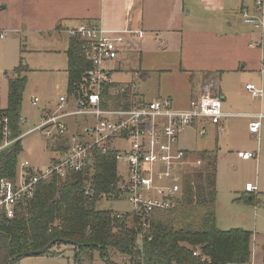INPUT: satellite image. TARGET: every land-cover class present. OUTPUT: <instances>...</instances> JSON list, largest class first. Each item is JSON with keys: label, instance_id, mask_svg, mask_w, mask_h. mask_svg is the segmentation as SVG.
I'll return each instance as SVG.
<instances>
[{"label": "trees", "instance_id": "obj_1", "mask_svg": "<svg viewBox=\"0 0 264 264\" xmlns=\"http://www.w3.org/2000/svg\"><path fill=\"white\" fill-rule=\"evenodd\" d=\"M83 48L80 41L69 39L65 51L69 94L81 90L91 68ZM27 70L20 59L14 78L7 80V102L0 110V119H6L11 144L0 151V180L15 179L22 153L20 115L26 85L23 74ZM108 91L105 89L104 94L111 104L103 103V108L127 109L135 101L129 88L115 97L107 96ZM192 155L201 165L184 170L174 205L149 216L97 209L99 201L120 199L113 153L95 152L91 169L70 173L63 179L52 176L42 180L35 186L33 197L15 207L12 219L0 215V264L41 250L54 240L61 242L44 255L55 257V249L65 245L73 251L74 264H92L95 252L106 264H252V233L242 229L222 231L216 225V155ZM87 184H91V196L85 194ZM253 200L252 195L247 197L249 203ZM19 260L14 259L12 264Z\"/></svg>", "mask_w": 264, "mask_h": 264}, {"label": "built area", "instance_id": "obj_2", "mask_svg": "<svg viewBox=\"0 0 264 264\" xmlns=\"http://www.w3.org/2000/svg\"><path fill=\"white\" fill-rule=\"evenodd\" d=\"M255 6L262 10L263 0H255ZM244 24L254 29L262 28L260 19L242 14ZM69 39L83 44L86 59L91 68L86 72L81 90L61 96L46 110L43 123L35 129L47 139H54L60 149L45 169H34L29 162L18 163L13 181L0 180V215L10 220L15 207L33 197L35 186L49 177L61 179L70 173H80L92 168L95 152L101 155L115 154V160L126 167L125 177L117 174L119 198L130 203L131 215L149 216L157 210L172 207L181 192L183 172L197 168L201 161L176 147L179 135L196 121L218 126L222 131L220 119V100L210 93L212 85L204 86L200 96L192 98L186 109L174 108L169 98H157L147 103L135 102L130 108H103L108 103L104 94L115 97L126 89L114 85L105 65L120 56L123 44L129 36L144 38L143 32L114 33L93 22L81 23L66 28ZM1 34L0 38H4ZM253 48L257 44L250 45ZM260 72H264V64ZM253 102L262 100L264 89L252 84L245 86ZM37 98L31 105H39ZM109 105V103L107 104ZM248 131L259 140L262 114L252 115ZM2 144L0 151L11 142L6 119H0ZM203 134V129L200 130ZM243 160L254 159L257 153L239 152ZM91 184L85 186V194L93 195ZM246 192H258L257 186L248 184ZM119 199V200H120ZM119 217V216H117Z\"/></svg>", "mask_w": 264, "mask_h": 264}, {"label": "rangeland", "instance_id": "obj_3", "mask_svg": "<svg viewBox=\"0 0 264 264\" xmlns=\"http://www.w3.org/2000/svg\"><path fill=\"white\" fill-rule=\"evenodd\" d=\"M25 14L22 15L24 17ZM18 8H5L0 10V20L15 21L20 18ZM192 28L205 27L195 18H192ZM242 24V23H241ZM247 30L250 27L242 25ZM2 32L6 34L4 40H0V109L6 106L8 79L14 78L13 71L23 61L26 85L22 95L20 130L22 133V153L18 161H27L31 167L45 169L53 158L59 156L54 139H47L42 132L35 130L41 125L46 110H51L53 103L59 97L69 95L67 76L63 70L66 67V58L63 50L67 46L68 36L57 31H41L40 33L29 28L26 23L18 29L6 28ZM253 42H258L256 47L264 51V34L258 31L253 32ZM156 42L150 38L139 42L136 40L125 41L124 51L128 52L122 59L117 61L121 72H113V82L120 88H129L130 94L137 95L139 100L151 101L158 97L172 95V99L184 93L189 76L175 71L179 68L178 53L180 52V41H168L161 36ZM253 39H256L255 41ZM231 45L221 42L215 45L213 55L222 56L227 65H231V59L245 54L251 56L246 60L255 58L251 49L245 46L238 50H232ZM256 62L240 63L245 65L246 72H226L221 82L215 83L219 86L225 101L222 103V112L232 116L226 123L225 134L221 136L196 135L190 129H185L178 137V147L187 151H199L212 149L217 153V183L215 184L217 200L215 207L216 225L219 230L242 229L251 232L252 237V264H264V120L260 128V148L263 154L261 164L256 167L255 161L242 162L237 158V152H253L257 149V143L253 136L247 135V128L240 124L244 115L261 112L264 119V99L261 104L254 103L245 86L252 84L257 88L264 89V74L249 69ZM110 63L105 66L108 68ZM114 66V65H113ZM261 66V65H260ZM174 68V69H173ZM141 70V71H139ZM163 70H168L164 72ZM142 71H149L148 78ZM214 77H209L203 83L204 86L212 85L210 93L214 90ZM219 84V85H218ZM175 97V98H174ZM37 98L39 105L33 107L31 99ZM108 101V100H107ZM109 105L111 104L108 101ZM232 120V121H231ZM234 120V121H233ZM117 170L125 177L126 167L118 163ZM257 186L258 192L253 196V202L249 203L246 193L247 185ZM129 202L120 200H102L97 203L98 210H108L120 214L131 212ZM65 245L60 246V248ZM56 250V249H55ZM57 251V250H56ZM114 262L119 263L117 258ZM92 264H106L95 252Z\"/></svg>", "mask_w": 264, "mask_h": 264}, {"label": "crops", "instance_id": "obj_4", "mask_svg": "<svg viewBox=\"0 0 264 264\" xmlns=\"http://www.w3.org/2000/svg\"><path fill=\"white\" fill-rule=\"evenodd\" d=\"M2 6H5L7 9L10 7L18 8L21 17L15 21H10L8 19L0 20V35L5 34L2 32L4 29L13 28V25L20 29L24 23L38 33L47 30L51 32L57 31L58 34H62L66 28L76 27L81 23L93 22L102 26L105 30L114 33L128 31H141L144 33V38L142 39H138L135 36H128L125 41L129 42L132 40L143 42L149 38L156 42L162 38L161 36L172 42L178 39L180 41V52L178 53L179 68L173 69L189 76V81L184 93H181V95L176 98L174 97L176 102L173 101L172 95H167V97L164 98H169L174 108L180 110L186 109L192 98L201 95L203 83L206 79L214 77L213 95L217 96L220 100V110L222 113L220 125L223 130L219 131L216 125L210 123L204 124L201 121H196L186 129L192 130L199 136L204 137L208 133L210 136H221L225 134L226 123L230 118L232 119L229 113L222 112V103L225 101V96L222 94L219 86L217 87L215 84L221 82V78L226 72L238 70L246 72L247 70L244 69L246 66L240 65V63L246 64L247 62L250 63L255 61L256 63L250 67L255 69H249V72L256 71L260 73V75L264 74V72H260L264 64V51L250 46L252 44L259 45L258 42L252 41L254 31L264 34V0L262 10L255 6V0H0V10ZM244 12L260 19L262 28L254 29L244 24L242 19V14ZM23 14H25L24 17H22ZM192 18H195L196 21H199L203 26L205 25V27L192 28ZM242 25L248 26L252 30H247ZM5 38L6 34L5 37L0 38V40H4ZM253 40L255 41L256 39ZM221 42L230 44L231 48L229 49L235 51L245 46V49H251L256 57L251 60H246L247 58H251V56L241 54L231 59V65H227L225 59V64H222V56L213 55V52H215V45ZM68 43L69 38L67 46L63 50L65 58V51L68 47ZM127 54L128 52L122 49L118 59L109 62L111 65H109L108 68L105 66L109 71L111 79L113 72H121L116 62L122 61L121 58ZM66 68L67 58L66 67L63 70L65 75ZM163 71L168 72V70ZM142 73L148 78L149 71H142ZM113 83L119 86L117 83ZM131 95L135 100L134 103L150 102L139 100L134 93ZM157 98L161 97L158 95ZM263 99L264 97L262 100ZM262 100L254 103L261 104ZM260 107L264 108V106ZM257 114H261V112L244 115V117L239 118L241 119L240 124L243 128H247V135L253 136L257 143L256 151L252 152L257 153L256 158L243 160L236 155L238 160L242 162L254 160L256 167H258L263 160L261 148L259 153L260 137L259 140H256L255 136L249 133L248 124L252 120L250 116ZM262 120L264 119L262 118L260 122H262ZM201 129H203V134L200 133ZM176 147L188 154L213 152L217 158L216 151L212 149L204 148L196 152L187 151L178 147V141ZM238 153L239 152H237V154ZM33 168L39 169L38 167ZM246 193L248 195L251 194L248 192ZM56 250L58 254L55 257L43 255L21 258L16 264H74L73 251L70 247L65 246Z\"/></svg>", "mask_w": 264, "mask_h": 264}, {"label": "water", "instance_id": "obj_5", "mask_svg": "<svg viewBox=\"0 0 264 264\" xmlns=\"http://www.w3.org/2000/svg\"><path fill=\"white\" fill-rule=\"evenodd\" d=\"M61 240H54L52 241L50 244H48L46 247H44L41 250H37V251H29V252H25L23 254H20L18 256H16L15 258H12L8 264H12L14 259H21V258H27V257H36V256H43L50 248L53 244L55 243H60ZM67 243V242H65ZM69 244V243H67ZM72 245H75L74 243H72Z\"/></svg>", "mask_w": 264, "mask_h": 264}]
</instances>
